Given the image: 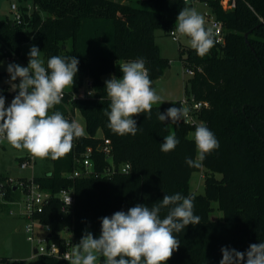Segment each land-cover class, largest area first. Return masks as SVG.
<instances>
[{
	"label": "trees",
	"instance_id": "trees-1",
	"mask_svg": "<svg viewBox=\"0 0 264 264\" xmlns=\"http://www.w3.org/2000/svg\"><path fill=\"white\" fill-rule=\"evenodd\" d=\"M208 1L224 22L225 42L219 45L215 41L203 57L191 47L183 49L180 43L181 58L186 54L185 63L203 67L190 79L186 93L209 101L210 107L202 111L201 119L219 141V148L206 154L199 168L185 163L186 157L197 159L191 137L195 128L182 121L173 125L170 120L162 122L157 118L158 112L182 107L179 100L171 105H153L151 119L143 113L134 116L139 127L135 135L113 133L105 115L111 103L105 76L115 73L119 63L137 59L145 61L151 80L164 74L170 60L160 54L155 30L161 28L170 33L176 28L179 11L192 8L191 4L183 0H34L33 14L25 15L27 11L23 10L22 23L8 16L0 18V61L10 57L12 63L19 58L28 63L22 53L26 42L42 51L45 67L52 56H75L79 60L75 85L65 90V97L52 112L60 111L71 122L68 108L80 110L86 121L85 135L73 141L68 154L52 160L50 174L33 177L52 194L43 211L35 215L41 224L50 227L52 238L64 243L63 232L72 231L81 240L85 230L98 237L102 217L126 212L137 204L151 208L165 194L180 193L194 198V213L201 221L175 234L180 247L167 264L220 263L222 247L245 252L250 244L264 241V0H237L233 10H224L220 0ZM7 73L0 65V82ZM85 83L94 95L74 97ZM10 86H2L0 95L15 96L17 93L9 91ZM170 125L180 143L164 153L161 144L170 134ZM99 131L111 140L112 162H128L131 171L73 181L68 174L79 166L76 156L88 146L94 148L96 171L111 166L99 150L103 142ZM197 171H203L204 193L191 191V178ZM73 184L75 204L71 212H65L56 194ZM4 188L7 202L20 199L15 186ZM213 201L218 202L217 208L223 213L219 219L210 217L215 210ZM7 202L0 203V209ZM166 214L167 209H163L160 217L163 219ZM40 257L43 264L66 262L47 255ZM103 261L101 257V264ZM17 263L13 258L0 257V264Z\"/></svg>",
	"mask_w": 264,
	"mask_h": 264
},
{
	"label": "clouds",
	"instance_id": "clouds-1",
	"mask_svg": "<svg viewBox=\"0 0 264 264\" xmlns=\"http://www.w3.org/2000/svg\"><path fill=\"white\" fill-rule=\"evenodd\" d=\"M174 2V0H170ZM205 18L195 9L184 7L179 11L175 32L190 38V47L198 56H205L215 44V33L205 27ZM41 50L33 45L28 53L27 67L16 63L7 65L10 76L9 91L17 93L10 105L0 95V139H5L15 149L27 150L37 158L57 160L68 154L73 141L85 135L77 121H69L60 111L49 114L59 105L64 90L75 85L79 60L75 57L52 56L45 62ZM3 62L0 61V65ZM122 78L105 81L110 98L108 127L118 135H135L139 129L134 116L145 114L151 119L153 105L162 103L152 87L148 69L143 59L122 63ZM19 79V83H15ZM2 92V89H0ZM189 109L170 107L157 113V118L173 125L187 122ZM194 140L197 159H185L189 167L199 168L206 154L219 148V141L206 126L195 129ZM180 143L175 133L164 137L161 151L167 153ZM194 198L180 193L165 194L161 202L151 208L137 204L126 212L121 210L101 218L98 237L85 230L80 242L73 247L70 264H96L98 256L103 264H167L180 247L178 233L188 225L200 224L201 217L194 213ZM167 209L162 219L160 213ZM220 264H264V241L250 244L245 252L222 247Z\"/></svg>",
	"mask_w": 264,
	"mask_h": 264
},
{
	"label": "rangeland",
	"instance_id": "rangeland-1",
	"mask_svg": "<svg viewBox=\"0 0 264 264\" xmlns=\"http://www.w3.org/2000/svg\"><path fill=\"white\" fill-rule=\"evenodd\" d=\"M12 2H15L18 5L20 11H27V14L25 15L31 16V14H33V10L35 7L34 0H0V18L7 16L13 18L14 14L11 9ZM134 4L137 5L136 2ZM202 10L203 7L199 5L198 12L201 13ZM155 36L156 43L160 47V54L170 60V66L164 74L158 75L151 80L152 87L161 97V101L163 104L171 105L176 100L181 99L185 95H191V93H186V86L188 85L189 87L190 79L192 77L188 76V74L184 72L185 65L188 64L191 66V64L185 63L186 54H184L181 58L180 52V43L183 49L187 50L190 47V38L180 35V42H178L173 39L170 33L165 32L161 28H157L155 30ZM33 45L35 44L31 42H26L23 45L22 53L27 56V59H29L28 53L31 46ZM40 58L44 60L42 51L40 52ZM9 63L12 62L5 60L2 64V69L7 70V65ZM17 64L24 67H27L28 65L23 58H19ZM120 65L121 63L118 64L115 73L106 75L105 79H111L113 75L118 79L122 78L123 73L120 70ZM1 83L2 82H0V86ZM71 89L72 86L65 88V90ZM82 93H87L89 95L93 94L92 91L90 93V91L87 89L86 83L81 88V94ZM10 103V98L6 97L5 106L7 107L8 105H10ZM51 113L52 109L49 110V114ZM76 121L81 124L86 132V121L80 110H76ZM169 133H173L172 125L169 126ZM101 134L103 133L101 132ZM27 155H31L27 150L15 149L7 142V140L0 139V177L6 178L5 180H0L1 182H4L3 184H5L3 185V187H0V203L4 204L7 202V193L4 186L9 185V179H12L13 184H16V181L20 179L28 180L33 178L34 176H44L52 170L53 162L50 157L41 159L32 155V162L27 167L22 168L21 160ZM217 175L221 176L220 174ZM18 190L21 195L20 199L12 203L7 202L8 205L0 209V257L7 256L21 261L23 264H43L40 257L41 254L34 252V248H36L37 246V241L32 242L27 238L28 233L26 231V226L29 223V220L23 214V194L20 189ZM191 191L194 193H204L205 186L203 171H197L193 173L191 178ZM212 205L214 206L215 210L213 213H211V219L221 218L223 213L217 208L218 202L213 201ZM35 226L36 230L38 231V236L47 231L42 224L36 223ZM101 257L102 256H98L96 262H98ZM63 264H70V262H65Z\"/></svg>",
	"mask_w": 264,
	"mask_h": 264
},
{
	"label": "built area",
	"instance_id": "built-area-1",
	"mask_svg": "<svg viewBox=\"0 0 264 264\" xmlns=\"http://www.w3.org/2000/svg\"><path fill=\"white\" fill-rule=\"evenodd\" d=\"M184 2L191 4L192 8H195L198 11V6L201 5L203 7L202 12L200 13L206 21L205 27L212 28L215 33V41L217 44L221 45L225 42V27L224 22L219 19L216 13L213 11L208 0H183ZM221 7L224 10H233L237 6V0H220L219 1ZM11 9L14 14L13 19L17 23L23 22V12L20 11L18 5L15 2L11 3ZM170 35L174 40L180 42V34L175 32V28L170 31ZM11 58L7 57L6 61L11 62ZM185 65V64H184ZM203 68L201 66L193 67L188 64L185 65V73L188 76L193 77L197 71H202ZM18 80V79H17ZM10 76L7 73L3 82L7 85H10ZM17 83V81L15 82ZM91 93L92 90L88 89ZM93 92V91H92ZM94 95V92L93 94ZM87 93H82L79 91L74 94L75 96L80 97H89L92 96ZM14 98V96H11ZM65 97V90L63 98ZM63 100V99H62ZM182 107H186L189 109V116L187 118V122H184L196 129L197 126L203 124L201 119L202 111L206 108L210 107V103L207 100H202L196 98L193 94L185 95L181 99H179ZM69 117L76 121V110H72L68 108ZM182 121V120H181ZM183 122V121H182ZM195 130L191 133V137L194 139ZM99 150H101L107 157L108 160L111 161V166L106 167L102 171H96L94 168L93 161V153L94 148L92 146H88L84 149V151L77 157L76 163L79 166H76L69 174L68 177L75 181L79 177H89V176H111L116 173H129L131 171L130 163H122V164H114L112 162V153L113 147L111 140L109 138H105L103 136V142L99 145ZM32 162V156L27 155L21 161V167L25 168ZM9 186H15L17 189H20L23 194V202H24V212L23 214L29 220V223L26 226V231L28 233V240L34 242L37 241L36 250L38 254L52 256L56 258H60L65 260L66 262H70L69 257L71 256L73 247L77 245L80 240L74 237L72 231H65L68 233L67 236H64V243H62L58 239H54L52 237H48L50 234V227L43 225L46 228V232L42 233L38 236V231L36 230V223H39L38 218L35 216L37 213L42 212L45 206L46 200L49 199L52 194L49 191H45L42 189L40 183L36 182L34 178L23 180L20 179L16 181V184H13V180L9 179ZM59 197V200L62 203V210L65 212H71L73 210L75 204V186L74 184L70 187H65L56 194ZM22 202V201H21ZM64 233V232H63ZM35 249V248H34ZM17 264H23L21 261H18ZM96 264H101L100 260L96 262Z\"/></svg>",
	"mask_w": 264,
	"mask_h": 264
},
{
	"label": "crops",
	"instance_id": "crops-1",
	"mask_svg": "<svg viewBox=\"0 0 264 264\" xmlns=\"http://www.w3.org/2000/svg\"><path fill=\"white\" fill-rule=\"evenodd\" d=\"M28 60H29V59H28ZM16 64H17V63H16ZM27 64H28V63H27ZM87 84H88V83H87ZM87 84H86V86H87ZM2 86H6V84H5L4 82H2L0 88H1ZM87 89H88V88H87ZM4 97H5V96H4ZM7 97L10 98V101H12L13 98H12L11 96H7ZM5 98H6V97H5ZM98 135H99V136H103V134H101V131L98 132ZM1 179H4V180H5L6 178H5V177H0V180H1ZM3 183H4V182H1V181H0V187H3V185H5V184H3ZM63 236H67V233H63Z\"/></svg>",
	"mask_w": 264,
	"mask_h": 264
},
{
	"label": "water",
	"instance_id": "water-1",
	"mask_svg": "<svg viewBox=\"0 0 264 264\" xmlns=\"http://www.w3.org/2000/svg\"><path fill=\"white\" fill-rule=\"evenodd\" d=\"M262 22L264 23V20H263ZM245 37H246V41L249 42V41H248V33L245 34ZM167 74H169V73H167ZM234 110H236V108H234ZM49 174H50V172H49ZM48 237L50 238L51 235L49 234ZM34 252H35V253L37 252L36 248L34 249Z\"/></svg>",
	"mask_w": 264,
	"mask_h": 264
}]
</instances>
